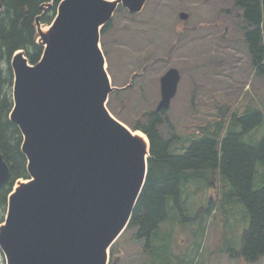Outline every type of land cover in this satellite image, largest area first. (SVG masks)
Wrapping results in <instances>:
<instances>
[{
  "label": "water",
  "instance_id": "obj_1",
  "mask_svg": "<svg viewBox=\"0 0 264 264\" xmlns=\"http://www.w3.org/2000/svg\"><path fill=\"white\" fill-rule=\"evenodd\" d=\"M146 1L62 0L50 33L36 19L46 43L41 60L12 57L11 120L24 136L31 178L9 196L0 227L7 264H107L110 246L128 227L148 151L107 107L115 87L100 33L119 4L135 13ZM180 79L177 68L161 77L158 111L169 108ZM10 175L0 152V187Z\"/></svg>",
  "mask_w": 264,
  "mask_h": 264
},
{
  "label": "trees",
  "instance_id": "obj_2",
  "mask_svg": "<svg viewBox=\"0 0 264 264\" xmlns=\"http://www.w3.org/2000/svg\"><path fill=\"white\" fill-rule=\"evenodd\" d=\"M50 1L0 0V152L11 171L9 181L0 187V224L5 221L16 181L29 178L23 134L10 119L14 107L10 59L15 51L23 50L31 64L40 60L44 46L36 41V17L41 15L42 23L52 22L61 0H54L53 7L43 14L42 6ZM233 3L240 10V29L254 74L264 81V0ZM120 10L127 11L122 6ZM112 22L106 24L103 34ZM196 91L195 87L193 99ZM108 104L115 112L111 98ZM132 127L148 135L151 155L126 232L136 230L134 240L144 242L148 264H206L201 248L209 227L217 220L223 222L226 231L221 253L243 257L247 264L264 256V102H253L242 111L235 102L223 103L212 120L197 125L189 134L178 133L180 126L171 121L166 110L146 112L143 123ZM167 130H171L170 135ZM208 180L217 187L218 196L200 203L190 191L202 190ZM237 225L241 227L233 235ZM189 227L193 228L192 245L177 254L175 231ZM116 246L110 248L109 264L115 263ZM142 252L131 254V258L141 257Z\"/></svg>",
  "mask_w": 264,
  "mask_h": 264
},
{
  "label": "rangeland",
  "instance_id": "obj_3",
  "mask_svg": "<svg viewBox=\"0 0 264 264\" xmlns=\"http://www.w3.org/2000/svg\"><path fill=\"white\" fill-rule=\"evenodd\" d=\"M180 12L188 13L189 18L182 21ZM239 12L233 0H147L139 12H115L109 31L101 37L112 83L121 88L110 95L115 109L111 113L132 130L137 122L143 123L145 113L156 108L161 98L160 78L171 67L182 74L167 112L180 126L179 134H189L212 120L223 103L235 102L242 111L253 102H264V81L254 74ZM43 30L51 32L46 24ZM209 183L202 190L192 189L191 196L200 203L216 199L217 187L212 180ZM240 227L234 228L233 235ZM208 230L201 248L206 264H244L241 258L220 253L225 240L222 221L217 220ZM175 232L176 253H184L192 245L193 228ZM135 233L131 229L118 240L117 264H148L146 255L130 256L141 250ZM3 260L0 249V264ZM249 264H264V256Z\"/></svg>",
  "mask_w": 264,
  "mask_h": 264
},
{
  "label": "bare ground",
  "instance_id": "obj_4",
  "mask_svg": "<svg viewBox=\"0 0 264 264\" xmlns=\"http://www.w3.org/2000/svg\"><path fill=\"white\" fill-rule=\"evenodd\" d=\"M0 59H1V58H0ZM0 61H2V60H0ZM133 134H135L136 136H138L139 138H141L142 141H143L146 145H148V139H147V136H146L142 131H139V130H137V131H133Z\"/></svg>",
  "mask_w": 264,
  "mask_h": 264
}]
</instances>
